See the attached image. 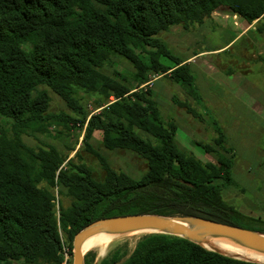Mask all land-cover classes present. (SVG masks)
I'll use <instances>...</instances> for the list:
<instances>
[{"label":"trees","instance_id":"obj_1","mask_svg":"<svg viewBox=\"0 0 264 264\" xmlns=\"http://www.w3.org/2000/svg\"><path fill=\"white\" fill-rule=\"evenodd\" d=\"M215 11L238 13L252 23L264 20V0H0V116L13 120L12 136L0 130V264H63L61 232L72 248L75 234L87 224L121 214L202 216L264 232L263 221L251 225L254 219L223 196V186L235 184L229 156L203 164L184 152L176 144L177 125L164 121L150 90L133 91L124 75L102 71L116 54L140 72L159 68L195 91L188 63L156 36L175 24L204 22ZM162 56L174 64H164ZM39 85L81 113L77 86L117 98L91 115L84 143L101 130L106 147L137 152L148 160V171L135 179L88 146L105 170L104 179L97 180L73 157L62 167L68 157L55 146H28L23 133L48 130L50 96ZM56 192L72 198L69 205L60 200L59 215ZM120 259L115 253L100 264ZM85 264L91 260L85 258ZM121 264L262 263L181 236L149 233Z\"/></svg>","mask_w":264,"mask_h":264},{"label":"rangeland","instance_id":"obj_2","mask_svg":"<svg viewBox=\"0 0 264 264\" xmlns=\"http://www.w3.org/2000/svg\"><path fill=\"white\" fill-rule=\"evenodd\" d=\"M217 12L201 23L188 22L172 25L168 30L161 31L156 37L163 41L172 54L180 60L189 57L196 50L216 47L233 34L231 28L221 33L208 31L210 27H216L214 20L222 21L225 19V16L222 15L223 11ZM252 34L249 33L245 38L229 45L226 48L227 51L218 55L205 56L206 59L211 58L214 61H220V65L226 68L242 69L249 76L247 82L243 84V89H247L246 91L254 89L251 88L252 83L249 82H251L250 79L252 82L254 81L253 76L256 65L253 56L258 54L257 46L254 42H251ZM231 57H234V62H231ZM206 59L202 62L206 63ZM161 60L168 65L174 64L175 61L169 56H162ZM188 67L193 78L197 79L198 76H202L203 71L200 74L201 72L194 65L189 63ZM102 71L109 75H114L115 71L124 75L133 91L141 90V88L150 90L151 95L148 94V96L158 103L164 121H173L177 125L178 131L183 133L177 135L176 131L175 140L178 147L184 152L195 156L203 164L217 162L220 155L229 156V159L232 160L231 172L235 184L223 186L224 198L248 217L253 218L254 221H249L251 225H255L256 220L264 222V152H261V148H264V146L260 142L261 138L264 139V135L256 133V127H261L262 123L259 120L255 122L249 119L245 107L236 97L231 94L220 93L222 91L227 92L224 90V85L214 79V81H209L208 88L207 86H197V88L195 87L196 90L192 92L190 86L174 81L170 74L164 75L165 73H162L159 68L140 72L130 60L116 54L111 56L109 63L102 68ZM206 74L204 73L205 78ZM136 75L140 77L138 78ZM148 79V82L138 86L139 81ZM257 81H259V86L263 88L264 80L262 78L258 79L257 76ZM38 88L47 89L50 96L48 108L50 117L46 122L48 130L45 132L28 131L23 133L22 138L28 146L36 149L55 146L64 156L68 157L62 167L65 168L67 161L73 157L76 162L87 164L97 180L104 179L105 170L91 149L103 155L114 169L125 172L135 179L141 178L148 171V160L137 152L126 148L110 149L106 147L103 143V132L101 130L95 129L89 139V144L84 143L86 127L91 115L99 113L103 107L112 103L110 102L112 96L108 98L102 93L89 92L78 86L75 87L74 95L82 106L83 113H81L71 108L66 100L48 86L39 85ZM208 91H216L218 95L214 96L213 93V97L208 98ZM198 92H201L202 95ZM214 99L216 100L214 101ZM182 103L185 105H182ZM213 103H215L216 108ZM216 109L218 112H216ZM230 113L233 115H230ZM62 114L80 120H63L60 118ZM228 116L233 119L236 116L242 121L244 120L241 123L242 128L237 132V138L226 139L224 137L226 132L222 127L228 120ZM1 129L12 136L13 120L0 116ZM136 130L143 137L153 139L147 132L139 128H136ZM198 132H201V134ZM60 200L64 205H69L72 198L60 196L56 192V212L58 215ZM249 222L243 221L242 223L250 225ZM155 232L154 230H143L123 234L109 233L107 234L109 238L105 241L84 249V258L91 260L92 264H100L104 258L118 253L121 259L116 264H121L128 258L140 238ZM61 234L65 256L63 264H73L74 239L71 248L66 235L62 232ZM250 258L264 262V253Z\"/></svg>","mask_w":264,"mask_h":264},{"label":"crops","instance_id":"obj_3","mask_svg":"<svg viewBox=\"0 0 264 264\" xmlns=\"http://www.w3.org/2000/svg\"><path fill=\"white\" fill-rule=\"evenodd\" d=\"M218 13L217 11L213 12V15ZM220 14V13H219ZM212 15V16H213ZM223 16H225V19L222 21H215L216 27L212 26L208 29L210 32H216L221 33L225 30H229L230 28L233 31V34L228 37V39L223 42L220 45H217L216 47H211L209 49H200L194 51L189 57L184 59V63H190L194 65V67L200 71L202 76H198V78H193L194 86L197 88V86L200 87H209L210 80L216 79L218 80L222 85L225 86V91L227 92H220V93H226L231 94L238 101H240L245 107L246 111L249 114V119L254 120L257 122L262 123L261 127H256V133H259L260 135H264V87H260L257 81L258 79L262 78L264 80V20L261 18L255 19L252 23L247 21L242 15L240 14H231V12L223 11ZM249 33L252 34V41L254 42L255 46H257L258 54L253 56V59L255 60L256 65V71L254 72L253 76V82L250 79L252 83L250 91H246L243 89V84L247 82L249 76L245 74L242 69L236 68H226L222 65H220V61H214L211 58L206 59L205 56L208 55H218L224 51H227V47L231 44H234L236 41L245 38ZM206 59V63L202 62ZM234 57H231V62H234ZM252 61V60H251ZM205 71V72H204ZM204 73L208 76H204ZM206 79V80H205ZM201 90V89H200ZM202 92V90H201ZM201 92L199 94H201ZM215 95H218L216 91H208V98H211ZM219 93V94H220ZM202 95V94H201ZM217 99V96H216ZM214 99V101L216 100ZM213 102V101H212ZM215 108L216 105L213 103ZM216 112L217 109H216ZM230 115H233L230 113ZM229 117V118H228ZM228 120L223 124L222 129L226 134L224 133V137L226 139H232L237 138V132L242 128L241 123L243 121L240 118H237L236 116L231 118L228 116ZM260 128V129H257ZM228 132V134H227ZM182 132H179L177 129V135L181 134ZM185 133V132H184ZM201 134V132H198ZM183 134V133H182ZM260 142L264 146V139L261 138ZM261 152H264V148H261Z\"/></svg>","mask_w":264,"mask_h":264},{"label":"water","instance_id":"obj_4","mask_svg":"<svg viewBox=\"0 0 264 264\" xmlns=\"http://www.w3.org/2000/svg\"><path fill=\"white\" fill-rule=\"evenodd\" d=\"M135 230H154L155 233L178 235L221 254L264 264V262L244 257L238 253L228 252L207 240L211 235H227L242 240L248 246L264 250V233L262 232L202 216H169L155 213L113 215L90 222L74 236L73 264H85L82 245L91 235L99 232L123 234Z\"/></svg>","mask_w":264,"mask_h":264},{"label":"bare ground","instance_id":"obj_5","mask_svg":"<svg viewBox=\"0 0 264 264\" xmlns=\"http://www.w3.org/2000/svg\"><path fill=\"white\" fill-rule=\"evenodd\" d=\"M137 231H143V230H135V231H130V232H137ZM150 231H153V230H150ZM109 233L110 232H99V233L93 234L90 237H88L82 245V252L84 249L91 247L93 244H98L100 242L105 241L107 238H109V236L107 235ZM207 240H210L211 242L218 245L222 249H225L228 252L235 253V254L238 253L248 258L257 257L261 255L262 253H264V250H260V249H256L251 246H248L242 240L236 237H232V236L211 235L207 238Z\"/></svg>","mask_w":264,"mask_h":264},{"label":"built area","instance_id":"obj_6","mask_svg":"<svg viewBox=\"0 0 264 264\" xmlns=\"http://www.w3.org/2000/svg\"><path fill=\"white\" fill-rule=\"evenodd\" d=\"M116 99H117V98H115L114 96H112L110 102H113V101H115Z\"/></svg>","mask_w":264,"mask_h":264}]
</instances>
